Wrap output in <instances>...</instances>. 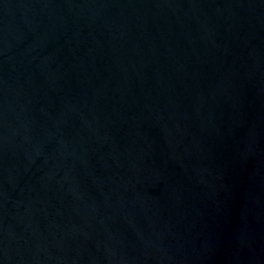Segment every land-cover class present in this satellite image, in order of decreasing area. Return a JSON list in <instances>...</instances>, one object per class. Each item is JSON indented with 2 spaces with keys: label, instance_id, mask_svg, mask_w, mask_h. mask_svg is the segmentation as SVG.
<instances>
[{
  "label": "water",
  "instance_id": "1",
  "mask_svg": "<svg viewBox=\"0 0 264 264\" xmlns=\"http://www.w3.org/2000/svg\"><path fill=\"white\" fill-rule=\"evenodd\" d=\"M264 155V0H0V264H161Z\"/></svg>",
  "mask_w": 264,
  "mask_h": 264
}]
</instances>
